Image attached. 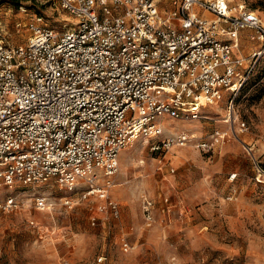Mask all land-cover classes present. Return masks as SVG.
Masks as SVG:
<instances>
[{
  "label": "built area",
  "instance_id": "built-area-1",
  "mask_svg": "<svg viewBox=\"0 0 264 264\" xmlns=\"http://www.w3.org/2000/svg\"><path fill=\"white\" fill-rule=\"evenodd\" d=\"M55 1L72 17L70 26L59 31L34 14L26 45L0 38V185L52 180L70 192L68 207L74 193L97 194L105 199L98 210L117 216L108 188L119 154L138 135L159 137L164 114L196 119L203 105L226 96L233 133L248 130L236 98L264 57V21L246 2ZM242 39L248 53L240 51ZM191 138L188 132L158 138L151 149ZM219 138L212 134L197 145L210 150ZM34 202L49 208L45 194ZM143 203L150 223L153 201ZM19 204L9 194L0 210Z\"/></svg>",
  "mask_w": 264,
  "mask_h": 264
},
{
  "label": "rangeland",
  "instance_id": "rangeland-1",
  "mask_svg": "<svg viewBox=\"0 0 264 264\" xmlns=\"http://www.w3.org/2000/svg\"><path fill=\"white\" fill-rule=\"evenodd\" d=\"M243 1L264 21V0ZM34 14L59 31L73 20L55 0H0V38L26 45ZM241 43L240 51L248 52L250 43ZM236 103L248 125L238 135L227 120L225 96L203 105L196 119L164 114L157 119L159 137L140 135L124 148L108 188L119 204L117 216L98 210L105 199L97 194L84 199L74 193L68 207L70 192L52 180L0 185V200L11 194L20 201L14 210H0V264H264V57ZM182 132L193 138L151 149L156 139ZM212 134L220 137L212 149L198 147ZM41 193L49 208L35 206ZM145 197L153 201L150 223Z\"/></svg>",
  "mask_w": 264,
  "mask_h": 264
},
{
  "label": "trees",
  "instance_id": "trees-1",
  "mask_svg": "<svg viewBox=\"0 0 264 264\" xmlns=\"http://www.w3.org/2000/svg\"><path fill=\"white\" fill-rule=\"evenodd\" d=\"M261 60H262V59H261ZM261 60L259 61L258 65H257V67H256V69H255V71H256L257 68L259 67V64H260ZM255 71H254V72H255ZM254 72L250 75V77L254 74ZM250 77H249V79H250ZM249 79H248V80H249ZM248 80H247V81H248ZM247 81H246V83H247ZM246 83H245V84H246ZM245 84H244V85H245ZM244 85H243V86H244ZM242 88H243V87H242ZM242 88H241V89H242ZM238 94H239V93H238ZM236 99H237V98H236Z\"/></svg>",
  "mask_w": 264,
  "mask_h": 264
},
{
  "label": "bare ground",
  "instance_id": "bare-ground-1",
  "mask_svg": "<svg viewBox=\"0 0 264 264\" xmlns=\"http://www.w3.org/2000/svg\"><path fill=\"white\" fill-rule=\"evenodd\" d=\"M138 136H139V135H138ZM138 136H137V137H138ZM193 136H194V135H193ZM138 161H139V163H144V160H142V159H139ZM113 184H114V183H113ZM113 184H112V186H113Z\"/></svg>",
  "mask_w": 264,
  "mask_h": 264
},
{
  "label": "crops",
  "instance_id": "crops-1",
  "mask_svg": "<svg viewBox=\"0 0 264 264\" xmlns=\"http://www.w3.org/2000/svg\"><path fill=\"white\" fill-rule=\"evenodd\" d=\"M248 42H249V41H248ZM249 51H250V50H249ZM249 51H248V52H249ZM248 52H246V53H248ZM120 153H121V152H120ZM119 155H120V154H119Z\"/></svg>",
  "mask_w": 264,
  "mask_h": 264
}]
</instances>
